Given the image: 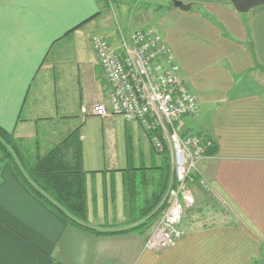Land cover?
Here are the masks:
<instances>
[{
    "label": "crops",
    "instance_id": "0c3cea01",
    "mask_svg": "<svg viewBox=\"0 0 264 264\" xmlns=\"http://www.w3.org/2000/svg\"><path fill=\"white\" fill-rule=\"evenodd\" d=\"M117 24L162 36L198 101L183 131L212 141L189 184L182 235L153 251L151 229L73 226L0 154V264H264V4L240 13L230 0H0V125L27 162L69 135L81 143L90 225L141 221L162 179H175L169 152H157L139 122L90 114L110 104L91 36L118 47Z\"/></svg>",
    "mask_w": 264,
    "mask_h": 264
},
{
    "label": "built area",
    "instance_id": "2783aa9c",
    "mask_svg": "<svg viewBox=\"0 0 264 264\" xmlns=\"http://www.w3.org/2000/svg\"><path fill=\"white\" fill-rule=\"evenodd\" d=\"M108 1L113 6V0ZM117 25L118 47L103 35L91 36L110 86V104L97 103L90 114L120 115L137 121L157 152H169L175 184L169 187L167 207L145 242L147 249L162 251L175 245L182 235L185 205L194 203L189 184L212 141L183 131L185 117L198 113V101L162 36L150 28L126 34Z\"/></svg>",
    "mask_w": 264,
    "mask_h": 264
},
{
    "label": "trees",
    "instance_id": "16d2710c",
    "mask_svg": "<svg viewBox=\"0 0 264 264\" xmlns=\"http://www.w3.org/2000/svg\"><path fill=\"white\" fill-rule=\"evenodd\" d=\"M70 139L69 135L61 144L37 157L34 163L27 162L19 139L0 125V154L3 160L12 161L17 173L31 191L69 224L96 235L119 234L134 229H142V232H145L150 229L166 207L165 194L170 181L168 176L162 179L147 201L145 212L140 217L141 221L134 226L116 230L94 227L90 225L87 217L81 143ZM70 148L73 149L72 156L69 155ZM165 157L168 155L165 154Z\"/></svg>",
    "mask_w": 264,
    "mask_h": 264
},
{
    "label": "water",
    "instance_id": "95a60500",
    "mask_svg": "<svg viewBox=\"0 0 264 264\" xmlns=\"http://www.w3.org/2000/svg\"><path fill=\"white\" fill-rule=\"evenodd\" d=\"M235 9L240 12L244 13L249 11L250 9L264 4V0H230ZM175 5L179 6L182 9H189L190 4H184L180 1H175Z\"/></svg>",
    "mask_w": 264,
    "mask_h": 264
},
{
    "label": "rangeland",
    "instance_id": "374dc122",
    "mask_svg": "<svg viewBox=\"0 0 264 264\" xmlns=\"http://www.w3.org/2000/svg\"><path fill=\"white\" fill-rule=\"evenodd\" d=\"M159 2H164V3H167V2H169V0H158ZM142 4H143V1L142 2H140L139 4H137L138 5V7H136V4H134V5H132L130 8V12H131V16L132 15H137L138 13H140L141 11H142V9H141V7H142ZM135 12V13H134ZM137 187H140V186H142V184L140 183V181L139 180H137ZM171 185H173V184H170L169 185V187L171 186ZM169 187H168V189H169ZM168 189H167V192H166V194H165V198H166V207H167V203H168ZM166 207H165V209H166ZM164 209V210H165ZM164 210L162 211V213H161V215H160V217L155 221V223L153 224V226L150 228L151 229V231L150 232H152V229L154 228V226L156 225V223L159 221V219L161 218V216H162V214H163V212H164ZM132 226H134V225H132ZM132 226H130V227H132ZM101 228H104V227H101ZM123 228H128V227H123ZM123 228H110V229H123ZM104 229H109V228H104ZM150 235V234H149ZM148 235V236H149Z\"/></svg>",
    "mask_w": 264,
    "mask_h": 264
}]
</instances>
